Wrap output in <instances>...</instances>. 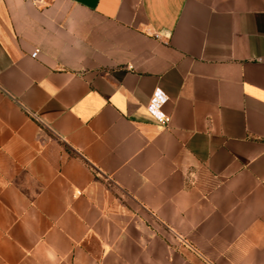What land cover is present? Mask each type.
<instances>
[{
  "label": "crops",
  "instance_id": "crops-1",
  "mask_svg": "<svg viewBox=\"0 0 264 264\" xmlns=\"http://www.w3.org/2000/svg\"><path fill=\"white\" fill-rule=\"evenodd\" d=\"M0 264H264V0H0Z\"/></svg>",
  "mask_w": 264,
  "mask_h": 264
},
{
  "label": "built area",
  "instance_id": "built-area-1",
  "mask_svg": "<svg viewBox=\"0 0 264 264\" xmlns=\"http://www.w3.org/2000/svg\"><path fill=\"white\" fill-rule=\"evenodd\" d=\"M38 52V49H34L30 52V57H35ZM166 97L159 89H155L152 95L149 98V101L146 105V109L149 113L153 115L155 120L160 124H166L169 121V117L166 116L161 111H156L157 108L165 101ZM32 117H35L33 113H30Z\"/></svg>",
  "mask_w": 264,
  "mask_h": 264
},
{
  "label": "rangeland",
  "instance_id": "rangeland-1",
  "mask_svg": "<svg viewBox=\"0 0 264 264\" xmlns=\"http://www.w3.org/2000/svg\"><path fill=\"white\" fill-rule=\"evenodd\" d=\"M175 240L179 241V239H177L176 237H173Z\"/></svg>",
  "mask_w": 264,
  "mask_h": 264
}]
</instances>
